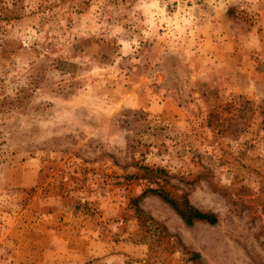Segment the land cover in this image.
I'll list each match as a JSON object with an SVG mask.
<instances>
[{
	"label": "rangeland",
	"instance_id": "1",
	"mask_svg": "<svg viewBox=\"0 0 264 264\" xmlns=\"http://www.w3.org/2000/svg\"><path fill=\"white\" fill-rule=\"evenodd\" d=\"M0 264H264V0H0Z\"/></svg>",
	"mask_w": 264,
	"mask_h": 264
},
{
	"label": "trees",
	"instance_id": "2",
	"mask_svg": "<svg viewBox=\"0 0 264 264\" xmlns=\"http://www.w3.org/2000/svg\"><path fill=\"white\" fill-rule=\"evenodd\" d=\"M150 192L158 195L163 201L168 203L181 217V219L187 225H191L195 220H205L210 224H214L217 221V216L211 211H202L193 204L185 196L174 197L167 190L163 188H146L142 193ZM195 255H198L195 253Z\"/></svg>",
	"mask_w": 264,
	"mask_h": 264
},
{
	"label": "built area",
	"instance_id": "3",
	"mask_svg": "<svg viewBox=\"0 0 264 264\" xmlns=\"http://www.w3.org/2000/svg\"><path fill=\"white\" fill-rule=\"evenodd\" d=\"M185 1H189V2H192V0H185ZM165 6V12L160 15V18H158V20H156L160 26L162 28H166V29H170L169 27H173L172 25H174L175 23V19H177L178 22H180L182 19H185L184 21L186 22H190L193 20L192 18V15L189 13V10L188 8H190V6H185L187 8V10H185L181 16L180 15H176V13L180 14L177 9L176 11H173V8H174V2H167V4H164ZM180 17H183L182 19L179 18ZM181 19V20H179Z\"/></svg>",
	"mask_w": 264,
	"mask_h": 264
}]
</instances>
